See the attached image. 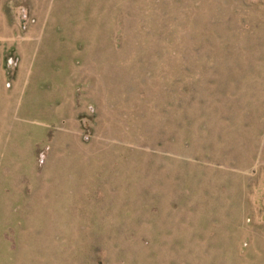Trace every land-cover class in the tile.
I'll list each match as a JSON object with an SVG mask.
<instances>
[{"label":"rangeland","instance_id":"obj_1","mask_svg":"<svg viewBox=\"0 0 264 264\" xmlns=\"http://www.w3.org/2000/svg\"><path fill=\"white\" fill-rule=\"evenodd\" d=\"M0 264H264V0H0Z\"/></svg>","mask_w":264,"mask_h":264}]
</instances>
